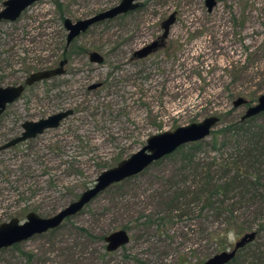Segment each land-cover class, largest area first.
<instances>
[{"label": "rangeland", "instance_id": "rangeland-1", "mask_svg": "<svg viewBox=\"0 0 264 264\" xmlns=\"http://www.w3.org/2000/svg\"><path fill=\"white\" fill-rule=\"evenodd\" d=\"M58 1L64 19L75 21L120 0ZM139 2L128 15L95 23L77 36L70 47L81 50L68 56L65 73L26 87L0 114L1 146L20 134L24 121L72 109L58 127L0 150V224L13 217L22 222L32 208L40 217L52 216L152 134L212 115L219 118V128L264 94V0H217L210 12L204 0ZM173 11L176 21L164 45L145 59L129 62L133 50L162 33L160 22ZM59 15L52 0H40L15 21L0 22L1 86L23 83L29 73L62 59L67 32ZM92 50L103 54V63L88 60ZM96 83L101 86L89 89ZM240 96L251 101L233 107ZM168 167L165 162L150 165L136 178L121 181V189L109 186L58 228L20 242L17 249H1L0 264H180L179 251L200 245L193 242V226L191 241L179 234L173 244L154 249L157 238L151 231L150 238L129 240L124 249L104 258L105 241H89L80 230L96 237L120 229L128 217L112 207L121 192L132 198V205L149 209L139 186H152ZM25 208L30 210L16 213ZM230 239L226 249L238 238ZM27 254L32 255L29 263ZM203 258L190 254L184 260L197 264ZM237 258V264H264V233Z\"/></svg>", "mask_w": 264, "mask_h": 264}, {"label": "trees", "instance_id": "trees-1", "mask_svg": "<svg viewBox=\"0 0 264 264\" xmlns=\"http://www.w3.org/2000/svg\"><path fill=\"white\" fill-rule=\"evenodd\" d=\"M52 2L63 20V5L58 0ZM259 117L262 121L257 123ZM164 162L169 163V167L159 181L152 186H139L142 194L148 197L149 209L129 203L132 198L124 192L113 202L114 211L128 217L120 224V229L129 233L130 240L150 238L153 231L157 239L153 238L152 244L154 249H159L164 243L168 246L176 242L179 234L182 240L191 241L189 227L193 226L196 236L193 242L200 245L188 247V252L179 251V263L189 264L184 259L190 254L203 255L206 260L225 250L231 235L239 238L251 231H255L256 236L264 233V112L245 120L239 116L219 128L214 127L207 138L184 144L151 165L159 166ZM23 175L29 173L23 171ZM110 187L121 189L122 182ZM177 226L179 231L174 229ZM80 230L86 233L89 241L93 238L104 240L105 234L95 237L87 229ZM18 245L11 248L17 249ZM103 250L101 258L110 254L105 247ZM237 254L228 264H237ZM31 260L32 255L27 254L26 262Z\"/></svg>", "mask_w": 264, "mask_h": 264}, {"label": "water", "instance_id": "water-1", "mask_svg": "<svg viewBox=\"0 0 264 264\" xmlns=\"http://www.w3.org/2000/svg\"><path fill=\"white\" fill-rule=\"evenodd\" d=\"M40 0H5L0 9V20L15 21L22 12L31 5ZM214 0H206L207 10L210 12L215 5ZM140 6L139 0H120L117 4L99 11L89 17L72 21L68 18L63 20V27L66 30V45L75 37L85 32L95 23L112 19L120 14L136 10ZM176 20L175 12H172L161 23L162 34L159 40H154L150 44L134 51L133 56L137 58L147 57L154 52L159 44L168 37L171 25ZM90 62L100 64L103 57L96 51L89 53ZM66 60L61 61L56 68L43 69L29 74L23 84L0 85V114L4 112L6 106L18 99L24 88L44 79L64 74V64ZM99 86V83L92 84L89 88L93 89ZM248 100L242 96L233 101V107L246 105ZM264 112V94L257 98V101L247 106L245 112L241 115V120H245ZM72 114V109H64L55 112L46 117L35 121H24L21 124V132L6 143L0 146V150L11 148L28 139L35 138L48 129H54L60 125L62 120ZM219 118L217 116H208L200 122H195L180 126L171 131H164L152 134L146 139L145 144L133 152L128 157L120 160L116 165L102 170L94 180L91 187L84 190L78 198L52 216L40 217L35 212H28L25 220L20 222L13 217L9 221L0 224V250L11 247L31 238L34 235L45 233L49 230L58 228L66 218H69L80 212L92 199L109 186L124 181L135 175L140 174L153 162L170 155L184 144L200 141L210 135L211 130L217 125ZM255 231L244 233L233 244L231 250H222L214 253L201 264H226L232 260L236 251L255 239ZM130 240L129 233L124 229L114 230L104 236L106 243L105 249L113 252L126 245Z\"/></svg>", "mask_w": 264, "mask_h": 264}, {"label": "flooded vegetation", "instance_id": "flooded-vegetation-1", "mask_svg": "<svg viewBox=\"0 0 264 264\" xmlns=\"http://www.w3.org/2000/svg\"><path fill=\"white\" fill-rule=\"evenodd\" d=\"M214 1L216 2L215 5H214V7H215L216 4H217V0H214ZM3 2H4V1H3ZM204 5H205V7H206V9H207L206 0H204ZM214 7H213V8H214ZM1 8H2V7H1ZM213 8H212V9H213ZM134 11H135V10H134ZM207 11H208V10H207ZM211 11H212V10H211ZM131 12H133V11H131ZM131 12H127V13H124V14H120V15L114 17V18L128 15V14L131 13ZM173 12H175V17H176L177 12H176V11H173ZM208 12H209V11H208ZM171 13H172V12H171ZM171 13H170V14H171ZM170 14H169V15H170ZM169 15H168V16H169ZM168 16H167V17H168ZM167 17H165L162 21H164ZM114 18H112V19H114ZM112 19H107V20H104V21H109V20H112ZM1 21H7V20H0V22H1ZM104 21H102V22H104ZM162 21L160 22V28H161V23H162ZM175 21H176V20H175ZM9 22H13V21H9ZM161 29H162V28H161ZM82 33H83V32H82ZM161 34H162V33H161ZM161 34H160V35H161ZM79 35H80V34H79ZM79 35H78V36H79ZM160 35L157 36L154 40H159ZM168 35H169V34H168ZM75 38H76V37H75ZM75 38H74V39H75ZM74 39H73V40H74ZM166 39H167V38H166ZM166 39L163 40V41L159 44V47H157L156 50L160 49V47H162V46L164 45ZM73 40H72V41H73ZM154 40H152V41H154ZM72 41H71L68 45H66V41H65V49L63 50V53H62V59H60L59 61H57V63H56L55 66H53V67H49V68H47V69L56 68V67H58V65H59V63H60L61 61L66 60L64 66H63V67H64V70L66 71L65 66L68 64V61H69V59H68L69 57H68V56L71 54V52H73L72 48L70 47V45L72 44ZM152 41H151V42H152ZM151 42L146 43V44H144V45L141 46V47H144V46L150 44ZM141 47H139V48H141ZM139 48H138V49H139ZM82 50L84 51V49H82ZM136 50H137V49L133 50V52L131 53V58H129V62L145 59V58H147L148 56H150L152 53H154V52L156 51V50H155L154 52H152L151 54H149L147 57H144V58H137L136 56H133V53H134V51H136ZM92 51H96V50H92ZM90 52H91V51L88 52V60H89V53H90ZM96 52H98V51H96ZM98 53L101 54L100 52H98ZM101 55H102V57H103V61H102V63H103V62H104V56H103V54H101ZM89 61H90V60H89ZM91 63H93V62H91ZM100 64H101V63H100ZM42 70H43V69H42ZM38 71H39V70H38ZM33 72H36V71H33ZM33 72H31V73H33ZM31 73H29V74H31ZM64 73H65V72H64ZM29 74H28V75H29ZM28 75H27V76H28ZM27 76H26V77H27ZM58 76H60V75H58ZM26 77H25V78H26ZM53 77H56V76H53ZM53 77H51V78H53ZM25 78H24V79H25ZM49 79H50V78H49ZM44 80H47V79H44ZM41 81H43V80H41ZM39 82H40V81H39ZM23 83H24V80H23ZM23 83H19V84H23ZM36 83H37V82H36ZM34 84H35V83H34ZM16 85H17V84H16ZM32 85H33V84H32ZM32 85H30V86H32ZM24 86H25V88H26V87H29V86H26V85H24ZM90 86H91V85H90ZM90 86H89V87H90ZM99 86H101V83H99ZM97 87H98V86H97ZM97 87H96V88H97ZM25 88H24V90H25ZM89 89H90V88H89ZM22 93H23V92H22ZM60 111H61V110H60ZM57 112H58V111H57ZM248 244H249V243H248ZM245 246H246V245H245ZM245 246H244V247H245ZM232 248H233V246H232ZM232 248H231V249H232ZM242 248H243V247H242ZM242 248H240V249H242ZM231 249H225V250H231ZM240 249H238V250L236 251V254H237L238 251H240ZM236 254H235V256H236ZM235 256H234L233 258H235ZM233 258H232V259H233ZM229 262H230V261H229ZM229 262H228V263H229ZM228 263H226V264H228Z\"/></svg>", "mask_w": 264, "mask_h": 264}]
</instances>
